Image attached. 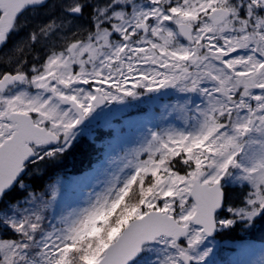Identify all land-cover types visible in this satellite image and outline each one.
<instances>
[{"label": "snow or ice", "instance_id": "obj_1", "mask_svg": "<svg viewBox=\"0 0 264 264\" xmlns=\"http://www.w3.org/2000/svg\"><path fill=\"white\" fill-rule=\"evenodd\" d=\"M45 2L0 0V48ZM148 2L145 10L142 0H53L48 12L60 8L64 29L74 31L72 18L84 15L91 26L59 36L63 43L53 40L31 61L17 59L19 45L16 55L0 57L7 65L0 70V198L24 183L30 165L64 151L96 107L135 96L136 88L200 91L208 103L197 130L154 135L147 158L136 154L133 175L42 244L39 214L16 222L0 215V226L18 234L0 237V264H129L156 241L168 250L162 264H200L210 252L198 251L207 236L264 216V141L251 166L240 145L250 131L264 136V0ZM57 27L50 19L30 30L29 51ZM229 179L238 192L228 190ZM114 209L109 227L124 220L119 233L85 240L89 225Z\"/></svg>", "mask_w": 264, "mask_h": 264}, {"label": "rangeland", "instance_id": "obj_2", "mask_svg": "<svg viewBox=\"0 0 264 264\" xmlns=\"http://www.w3.org/2000/svg\"><path fill=\"white\" fill-rule=\"evenodd\" d=\"M142 4L145 10L151 7L148 0H142ZM47 10L44 9L36 15V22L42 24L40 29L44 28L42 22L46 19ZM51 12L57 16L54 11ZM78 26H91L87 15ZM78 26L74 23V31H69L62 25L55 31L60 36L69 37L79 30ZM169 27L175 29L174 24H170ZM131 86L130 83L129 87ZM209 86L207 83L202 85V87ZM135 91L137 93L135 96H125L112 101L115 110L106 118L101 119L100 115H94L87 129L73 130L72 140L83 132L89 135L94 125H100L107 130L101 140V156L92 167L79 173H73L68 169L61 172L43 190L31 191L22 199L6 204V209H0V215L7 216L16 222L23 220L26 216L30 217L37 210H42L41 213H44L46 218L41 222L44 225L41 231L35 234L36 242L42 244L49 234L54 236L63 234L71 223L78 219L85 209L91 207L98 198L115 186L122 185L134 174L138 160L136 154L139 152L143 158H147L143 150L152 142L154 135L195 132L202 119L200 113L208 103L207 97L200 91L183 92L179 86L158 87L152 91L140 87ZM261 141H264V136L256 131H250L240 137L241 160L245 164L252 165L254 161L250 158L254 153L256 162H258L262 155L259 143ZM225 183L231 193L240 190V185L232 179ZM247 187L248 185L245 184L244 188ZM115 214L114 209L111 214H104L94 220L89 225L85 238L89 236L93 241L102 239L99 237L100 233L109 225V222L111 224L110 217ZM124 224L125 221L120 220L117 226L107 227L106 229L111 228L108 236L112 238L113 235L119 233ZM252 224L247 226L236 224L231 228L219 229L215 237L207 236L199 245L198 251L202 253L210 249V252L200 264H264V241L255 239L247 232V228L250 229ZM0 227L7 228V231L0 228V237L18 238V234L9 227ZM233 228H235L233 231L236 232V236H243L228 239L222 237L224 233ZM6 234H11V236H5ZM104 246H107L106 243ZM167 251L164 244L159 241L152 242L144 247L142 256L134 264H162ZM92 261L95 260H89L88 264Z\"/></svg>", "mask_w": 264, "mask_h": 264}, {"label": "flooded vegetation", "instance_id": "obj_3", "mask_svg": "<svg viewBox=\"0 0 264 264\" xmlns=\"http://www.w3.org/2000/svg\"><path fill=\"white\" fill-rule=\"evenodd\" d=\"M52 2H53V0H47V2L45 4H43L42 6H39V8L37 9V13L41 12L44 9H49L52 6ZM37 13L35 15L28 13L26 15V17H25L26 25L23 26V28L19 32L13 33L11 38L9 39L8 43L4 47L0 48V57H3L4 55L5 56L16 55L15 53L12 52V49L15 47V45H19L22 48V52L17 56V59H23L26 57L29 59V61H31V58L34 55H36V54L42 55L43 54L42 50L45 49V47L47 45H50L53 40L56 41L57 44L63 43V41H60L58 39V37L60 35H58V33H56V31H55L54 33L51 34L50 37H48L47 39H42L41 43L37 44L35 47H33L31 49V51H29V49L25 43V39L28 35V32L30 30H33V29L41 30L40 29V26L42 25L41 22H36V20H35ZM46 13H47L45 15L46 19H45V21L42 22L44 27L49 22L50 19H58L57 23L60 24V27L63 25V22L60 20V16L65 15V14L61 12V10L58 6L56 7V10L54 11V13L57 16H55L51 11L48 12V10ZM85 17H86V15L80 16V17H73L72 19L74 20V23L76 24V26H78V24H80ZM74 35H75V33L73 35L69 36L68 38H74ZM6 68H7V65L4 64L2 61H0V70H5ZM33 91H35V90L33 89ZM68 107H69V105H61V108L65 109V110ZM108 107H110V111L106 115H104V112ZM114 110H115L114 103L112 101H110V102L106 101V104H104L102 107L97 108L96 110H93L88 116H86V123H84L80 126H76L75 130L81 131V130L87 129V126H89L91 124L92 117L94 115L98 114V115H100L101 119H104L108 115L112 114ZM108 130H110V128H108ZM106 132H107V130H105L104 127H102L100 125H94L91 127V129L89 131L90 136L88 134H86L85 132L80 133L76 138L71 140L70 145L68 147H66L64 151H62L60 153H65L81 137H87L90 141L93 142L94 146L99 147V139L102 140L103 136L105 135ZM48 159H50V158L44 159L37 164L30 165L28 168H26L24 170V172L22 173V176L24 177V183L21 185L19 182H16L13 184L11 189L7 190L4 197L1 198L0 209H2V208L6 209L5 208L6 204L14 203L16 200H20L23 198V196H27L31 193V191L29 189L33 187L34 183H36V181H37L36 178H41V177L43 178L44 177L46 161ZM75 162L76 163H82L83 162V156H80L79 158H77ZM76 167H77L76 165L70 164L68 167L64 166L62 169L63 170H67V169L70 170L71 168H76Z\"/></svg>", "mask_w": 264, "mask_h": 264}, {"label": "trees", "instance_id": "obj_4", "mask_svg": "<svg viewBox=\"0 0 264 264\" xmlns=\"http://www.w3.org/2000/svg\"><path fill=\"white\" fill-rule=\"evenodd\" d=\"M99 139V138H98ZM97 148V149H96ZM102 153V143L101 139H99V147L94 146L93 142L90 141L87 137H81L79 140H77L73 146H71L70 149H68L65 153H59L54 157H51L48 159V163L45 168V174L42 178H36V183L33 184V187L29 190L32 192H39L40 190H43L44 187L52 181L53 178H55L58 174L65 171L62 168L64 166H69L70 164H74L77 167L71 168L69 171L73 173H79L87 168L92 167L100 158ZM80 156H83V162L82 163H76V159ZM229 190V189H228ZM42 217L41 222L46 218V215L44 213H41L42 210H37L34 214H38ZM32 213V215H34ZM31 215V216H32ZM111 218V217H110ZM256 224L251 227V233L250 236L256 237L257 239H264V233H261L259 231L256 232L258 229H261L264 227V216L257 217L255 220ZM110 225V222H109ZM109 225L106 226L109 227ZM44 225H42L43 227ZM1 228V227H0ZM103 229V232L100 233L99 237L103 238L104 233H107V238L110 240L111 237L108 236L109 229ZM252 229H254L252 231ZM4 230L7 231V228H4ZM235 228H233L231 231L226 232L223 234L222 237L224 238H240L242 235L236 236V232H234ZM5 236H11V234H6ZM14 236V235H13ZM97 237V236H96ZM85 240H90L89 236L85 238ZM91 248V244L89 245Z\"/></svg>", "mask_w": 264, "mask_h": 264}, {"label": "water", "instance_id": "obj_5", "mask_svg": "<svg viewBox=\"0 0 264 264\" xmlns=\"http://www.w3.org/2000/svg\"><path fill=\"white\" fill-rule=\"evenodd\" d=\"M46 2H47V0H46ZM45 2V3H46ZM44 3V4H45ZM43 5V4H42ZM104 104H106V102L104 103ZM104 104H101V105H99L98 107H96L94 110H96L97 108H99V107H101V106H103ZM110 111V107H108L106 110H105V112H104V115H106L108 112ZM84 123H86V118L79 124V125H77V126H80V125H82V124H84ZM13 186V185H12ZM12 186L9 188V189H11L12 188ZM8 189V190H9ZM0 200H1V198H0ZM218 232V230L217 231H215L212 235H209V236H214L216 233ZM149 243H151V242H149ZM148 243V244H149ZM143 253V250L137 255V257H135L133 260H131L130 262H129V264H132L139 256H141V254ZM91 264H96V261L95 262H92Z\"/></svg>", "mask_w": 264, "mask_h": 264}, {"label": "bare ground", "instance_id": "obj_6", "mask_svg": "<svg viewBox=\"0 0 264 264\" xmlns=\"http://www.w3.org/2000/svg\"><path fill=\"white\" fill-rule=\"evenodd\" d=\"M41 6V5H40Z\"/></svg>", "mask_w": 264, "mask_h": 264}]
</instances>
